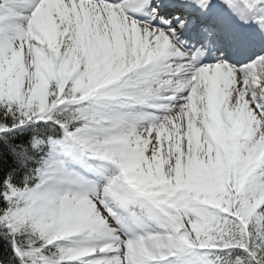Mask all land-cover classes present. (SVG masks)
Wrapping results in <instances>:
<instances>
[{
	"label": "snow or ice",
	"instance_id": "snow-or-ice-1",
	"mask_svg": "<svg viewBox=\"0 0 264 264\" xmlns=\"http://www.w3.org/2000/svg\"><path fill=\"white\" fill-rule=\"evenodd\" d=\"M0 264H264V0H0Z\"/></svg>",
	"mask_w": 264,
	"mask_h": 264
}]
</instances>
